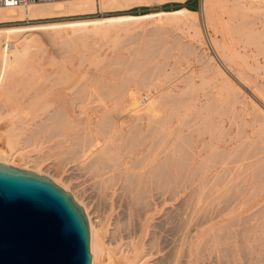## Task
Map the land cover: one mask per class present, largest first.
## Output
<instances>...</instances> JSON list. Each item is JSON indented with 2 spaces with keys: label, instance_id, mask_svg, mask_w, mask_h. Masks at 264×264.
Instances as JSON below:
<instances>
[{
  "label": "rangeland",
  "instance_id": "1",
  "mask_svg": "<svg viewBox=\"0 0 264 264\" xmlns=\"http://www.w3.org/2000/svg\"><path fill=\"white\" fill-rule=\"evenodd\" d=\"M104 1L105 0H86L79 5H71L72 3L70 4V2H72V0H66L64 4L68 8H66L67 12L57 16H44L34 18L14 17L0 21V29H3L40 26L53 23L96 20L108 17L137 16V18H135L137 21L132 22V24L130 23L111 27L112 23H104L98 28L92 29V31H85L80 33L81 35H73L70 31H68L67 33L68 37H66L65 34L52 37L51 35L44 36L42 35L41 31L32 32L30 34L32 37H38L39 41H41L40 38H43V42L41 41L43 45L38 41L35 46L38 49L42 46V52L38 51L37 48L32 51V57L35 61L33 65L38 67L39 69L43 68L46 71L51 72V70H54V68H50V65L54 64L51 67H55L57 70H55V76L53 74L50 75L51 78H49L50 76H48V79L45 80L44 83H41L42 76H40V80L38 78L40 87L42 88L41 90L43 92H47L49 89H52V91L48 92L49 94L46 98V101H59L57 93L62 89L65 90L72 88V91H76L77 89L84 87L86 90L84 89L83 91V93L85 94L81 93L80 96L76 95L77 98L75 97V95H68V97H71L76 101L79 100L80 103L76 102L77 105L74 104V110H76V114L74 113L75 116L72 120V125L70 124L69 128L65 129L63 134L60 133L61 136L60 134H55L54 136L51 130H46L43 134H40V137L33 138L32 142L29 141L30 143L27 142V144L22 143L21 148H23V150L21 149V152H25L23 154L30 157V160L38 162H40L42 159L45 160L42 163L44 164V167L49 166L51 167L52 171L56 170V172L59 170L61 172L58 173L60 178H68V176L72 177V175L74 177L76 176V180H71L69 186H71V188L73 187L74 190H77V188L79 187V190H77L78 192H81V187L85 188L86 193L88 194L86 196H91V198H93L92 200L94 201V206L92 205V212L94 211L93 215L97 216V219L99 217L105 219V225H107L106 228L108 227V231L111 232V230L115 227V224H117L118 222L122 227L131 225L133 215L132 219L130 218L131 220H129L127 216L120 214L122 213L121 208H117L112 211L109 210L105 201L106 198L103 199L105 195L103 193L106 191L103 186L107 187L110 185L112 190H109L107 192L114 193V200L120 199L123 200L122 202L124 205H131V194L127 192V184L124 181L126 175L121 171L122 166L128 167L130 171H133L134 168V171H138L139 169L142 170V168H145L146 164L150 161V159L148 158H152L153 156H149L148 158H146L148 154L146 153L145 149L141 147L142 145H139V147L141 148H138V144L135 145L136 142L132 140L128 141L129 139L127 140L123 135H121L123 139H120V134L118 133V131L114 130L111 127H108L113 118L119 119L122 116L123 118L121 117V119L129 120L131 118L129 116V111L124 109V107L122 106L124 103V98L121 96L120 92H116L115 94L107 98L103 94H101L100 91L96 90L93 84L95 86V83H97V85H101V78V80L104 81V85L108 83V85L106 86H109L111 88L121 87L122 89L126 90L128 86L132 88L136 87V82H139V80H143L144 84L138 85V90L136 89L138 94L140 92L142 99L146 97V94L148 97H150L152 95V92L155 90L161 93V95L164 93L162 96V101L165 100L166 102H162V106H164V108L161 106L160 112L162 114L164 113L163 115L167 117H171L173 115V117L175 118H173L170 126L168 125L172 130L167 128V131H171L172 133L175 131L176 132L173 133V135L170 132L171 134L169 135V138L171 136L173 137L170 138V142L168 143L170 146L168 145L167 147L168 153L169 151L172 152L168 154V157H171L172 159H169V176L168 181L165 185L166 187L164 186V188L161 189V192H163L164 194L163 199L167 200L162 205V207H160L162 209L159 208V211H157L153 215V218L156 217L155 219H153V222L160 221L159 227L156 231V235L153 236L155 243H159L158 249L160 248V250H162L164 241L177 239L178 242V238L181 236L182 232L178 233L176 232V230L182 228L185 219L190 215L191 211L208 209L209 211H212L214 216L213 225L215 227H217L218 225L219 227L223 228L222 233H229V238H231V240H233L234 238V241H238L241 246L237 251V254H234V257H230L227 255L223 259H220L219 262H215V260L209 262L210 260L206 257V260H204L205 262L202 260L201 264H264V159L260 160V162H257V159L259 160L260 157L264 156V0ZM46 4L56 5L57 3ZM179 4H188L191 10L187 8L177 9V5ZM89 5H91V9L89 8ZM82 7L85 10L88 9V11H84ZM31 8L32 7H29L27 9H25V7H12L11 9H14V14H18L19 16V14H21L22 12H26ZM0 11L5 14L11 12L8 11V9H0ZM47 36L49 37V39ZM77 36H79L80 38H77ZM22 38L23 37H20L18 41L22 40ZM78 48L81 49L79 50ZM43 52L45 54H41ZM40 55L43 58H41ZM97 58H102V63H100L101 60H98ZM97 64L99 65V68H97ZM158 64L160 66H158ZM103 65L105 67H103ZM78 66H80L81 68L78 69ZM66 69H68V71ZM58 74H60L59 77ZM83 74H85L86 76L84 77ZM75 75H77V77H75ZM60 76L62 78H60ZM66 77L68 78L69 82H67ZM87 78L88 80H86ZM60 79H62L63 81ZM81 79H85V81H87V86H84L86 84L85 81H83L79 83L77 87L76 84L79 80L81 81ZM239 82H241V84ZM62 84L65 85L63 86ZM50 85L51 87L49 88ZM57 85L60 86L57 87ZM38 86L39 85H37V87ZM73 87H76L75 90ZM15 90H12L11 93L13 92L15 94L16 92V95H14L13 93V95L11 93L7 94L4 92L5 95L4 93H1V99H3L5 102L9 100L14 101V99H20L23 97V95L25 96V94H27L23 92L24 89H22V87L21 90ZM88 91L91 93V95ZM101 95H103V97ZM12 96L13 98L14 96H19V98H8ZM166 96H168V98ZM172 99L174 100V102L178 100V105H174L171 107L170 104L173 102ZM3 100L1 101L4 103ZM167 100L170 101V103ZM144 102H146V100H144ZM102 103H104L103 106H100L102 105ZM4 104H7V102ZM86 104L88 105V107ZM164 104H166L167 106ZM179 104H181V107L179 106ZM95 105L98 109L95 107ZM114 105L116 106L115 108ZM43 106L44 102L39 103L37 111L38 108H41ZM99 106L101 108H99ZM204 107H207V110L210 114H208L207 110ZM89 108L91 111L89 110ZM104 108H107L108 110L110 108L112 109H110L109 112L106 109V112L104 111ZM101 109L102 111H104V113L101 111ZM178 111L180 112L178 113ZM84 112H87V116L84 115ZM92 112H94V114ZM3 114L0 115V140L2 139L3 135L2 128L5 127L4 123H8V118L10 119V117H7L5 113ZM33 114V111H28L29 118ZM98 114L103 117V120L102 117ZM81 115L83 116L81 117L82 119L80 118ZM109 115H111L112 117L110 116L109 118ZM178 116H180L181 118ZM84 117L86 121H91L89 123L91 125L89 126L91 129L87 126V124H84ZM186 118L188 119L186 120ZM74 120L76 121L74 122ZM183 120L186 122H184ZM104 122L106 123V126ZM131 125H134V120L132 118ZM82 126L85 128H83L84 130L82 129ZM175 126L178 127L174 129ZM186 127H188L189 129H187ZM71 128L73 130H70ZM74 129L76 130V132L75 134H72L74 133L73 131H75ZM77 129H79L80 131ZM123 130H125V128ZM90 132L92 133V135ZM115 132L117 133L115 134ZM46 133L49 135H47ZM99 133H102L101 136ZM42 135L44 139L42 138ZM69 136L75 137H73L71 140ZM54 137L57 141L53 140L55 139ZM78 137L82 141L78 139ZM36 138L39 139V142L42 140V142L40 143H45L43 145L44 147L42 146V144H39V142L37 141L38 139ZM58 139L61 141H59ZM92 139L95 142L99 141V144L96 145L97 148L98 146L99 148L104 145L107 146V144L110 146H107L109 149L107 152L108 155H104V163H106V167H101L99 165L98 167L93 166L91 161L87 160L83 162H79V160H77L79 163L77 161H70L74 159V157H71V154L70 156L68 154L69 151L71 152L73 150V146L76 147L74 148V151H77L76 149H81L83 147L84 149H87L88 146H90V141L91 144H95ZM173 139L177 141V143L182 144L181 151L172 148V144L175 142ZM213 139L216 140H214L213 142ZM44 140L45 142H43ZM103 140L104 142H102ZM79 141L81 142V144H79ZM87 141L89 142L87 143ZM54 142H57L58 144L56 145ZM62 142L63 147H61L62 144L61 146H58L59 143ZM205 142L207 144H205ZM112 143L116 145L117 148ZM211 143L213 144V146L215 144L214 149L218 151H215L213 149ZM35 144L38 146H35ZM46 144L47 146H45ZM39 145H41L42 148H34L39 147ZM117 145L119 146V150ZM124 145H128L127 149ZM2 146L0 143V149ZM20 146H15L14 148L17 149ZM96 146H94L93 148H95ZM135 146H137L136 151ZM206 146L208 149L206 148ZM210 146H212L211 148L213 150L210 148ZM112 147L113 149H111V151L110 148ZM200 147L203 149H201ZM2 148L6 149V147L4 146ZM38 149L39 152H35V150ZM125 149L126 151L128 150L127 153H129L131 150H133V153L131 151L129 154H126ZM155 149L156 147H154V150ZM59 150L61 152H59ZM50 151L53 152L51 153ZM199 151L201 152V155L199 154ZM215 152L218 158L216 157ZM124 153L126 154V156L124 155ZM140 153L141 155L145 156L144 159H142L144 161H141V158L143 157L140 155ZM193 153L194 156H192ZM38 154L41 155L39 156ZM54 154H56L55 156L57 157H55ZM48 155L50 157H48ZM59 155L61 157L64 156L65 159L63 160V158H60ZM139 157L141 158L139 159ZM115 158L117 159L115 160ZM120 158L121 161H118L120 160ZM135 158H138L139 160ZM199 158L202 161H200ZM221 158L223 159V161ZM66 161H69L70 163L68 164ZM109 161H111V163H109ZM133 161H135V163L137 164L136 166L134 165V168H131V166L133 167ZM141 162H144V164H141ZM175 163L176 165H174ZM181 163L183 164L181 165ZM116 164H118V166ZM72 167L74 171H72ZM114 168L115 170H113ZM100 171L102 173H100ZM95 172L97 174H95ZM107 172L110 176L106 174ZM111 172H114V174H111ZM170 174L172 175V177ZM100 176L103 177L99 178ZM96 177L100 179L99 182L97 181L99 179H97ZM119 177L120 180L118 179ZM94 178H96L97 180ZM227 180L228 183L226 182ZM118 181L121 182L118 183ZM75 182H78V184L80 183L81 185L75 186ZM123 187L124 189H122ZM115 190L116 192H114ZM153 193L155 195V190ZM127 194L130 196L128 197ZM130 207L131 211L133 212L134 209L132 208V206ZM215 212L216 215H214ZM222 217H224V219ZM149 237L150 236L148 235H142L141 244H139L140 248L144 246L146 240ZM184 241L188 242L189 238L185 239ZM156 251L157 245L154 248L153 255L148 258V262L146 264H173V260L171 257L163 254V251H161L160 253H156Z\"/></svg>",
  "mask_w": 264,
  "mask_h": 264
},
{
  "label": "bare ground",
  "instance_id": "2",
  "mask_svg": "<svg viewBox=\"0 0 264 264\" xmlns=\"http://www.w3.org/2000/svg\"><path fill=\"white\" fill-rule=\"evenodd\" d=\"M86 0H72V2H70L71 5H79L83 2H85ZM106 1V0H105ZM104 1V2H105ZM111 1V0H110ZM65 1L63 2H58L56 5H48L46 3H38V4H33L30 6L25 7V9L32 7L30 10L26 11V12H22L21 14H14V9L11 8H5L8 9V11H11L7 14L3 13L0 11V21L2 20H6L8 18H16V17H28V18H34V17H44V16H57L60 15L62 13L67 12L66 11V6L64 4ZM122 3V2H121ZM90 4V3H89ZM94 4V3H93ZM91 4V5H93ZM69 5V4H68ZM91 5H89V8L91 9ZM84 6V5H83ZM72 7V6H71ZM22 8V7H20ZM81 8V7H80ZM83 8V7H82ZM88 8V7H87ZM68 9V8H67ZM84 9V8H83ZM89 9V10H90ZM84 11H88V9H84ZM135 18H137V16H120V17H108V18H102V19H96V20H87V21H77V22H67V23H53V24H45V25H40V26H31V27H21V28H3L0 29V94L1 93H7L10 94L12 90L18 89L21 90L24 89L23 92L27 93L25 94V96L23 95L22 98L20 99H14L16 96L12 97H8V98H12L14 99V101H6L7 104L3 99H1L0 97V115H2L3 113H5L7 115V117H10V119L8 118L9 122L8 123H4L5 127L2 128L3 129V135H2V139L0 140L1 146L3 144L4 147H6V149L2 148L0 149V163L4 164V165H10L13 167H17L20 168L22 170H27V171H31L34 172L38 175H44L47 176L49 179H51L56 185L60 186L64 191L69 192L74 200L77 202L78 205H80L85 213V216L87 218L88 221V225H89V249H90V253H91V264H146L148 262V258L151 257V255H153L154 253V248L157 245V251L156 253H160L161 251H163V254H166L168 257H171L173 260V264H201L202 260H206V257L210 260L209 262H211L212 260H215V262H219L220 259H223L225 256H230V257H234V254H237V251L239 250L241 244L238 241H234L231 240V238H229V233H222V229L221 227H219L217 224V227H215L213 225V220H214V216L212 211H209L208 209L205 210H198V211H191L190 215L185 219L184 224L182 226L181 229H177L176 232L181 233V236L178 238V242L177 239L175 240H168V241H164L163 243V248L162 250H160V248L158 249V244L155 243L153 236L156 235V231L159 227V222H153V215L159 211L158 209L160 207H162V205L165 203V199H163V192H161V189L164 188V186L166 185L167 181H168V176H169V159H172L171 157H168V154L172 153L169 151L168 153V143L170 142V138H173L172 136L169 138V135L172 133L171 131H167V128H169L170 124L172 123L173 120V115L171 117H167L165 115H163L160 112L161 106H162V96L161 93H159L158 91H153L152 95L150 97L147 96L142 99V96L137 93V86L138 85H143L144 81L139 80V82H136V87H130L128 86L127 89H122L121 87H114L111 88L108 85V83L106 85L103 84V80H101L100 78V82L101 85H97L96 86L93 84V86L95 87L96 90L100 91L101 94H103L105 97L109 98L111 95L115 94L116 92H120L121 96L124 98V103H123V107L124 109L129 111V116L134 120V125H131V118L129 120H124L121 119V117L119 119H115L109 123L108 127L113 128L114 130L118 131V133L120 134V139L122 138L121 135H123L128 141L132 140L134 142H136L135 145L138 144V148L143 147L146 151V153L148 154L146 158H148L149 156H153L152 158H148L150 159V161L146 164L145 168H142V170L138 171H134V165L136 166L137 163H135V161L132 162L133 167L131 166V168H134L133 171H130V169L126 166H122V173L126 175V178L124 179V181L127 184V192H129L131 194V205H124L123 204V200H114V193L112 192H107L109 190H112V188L109 186H103L105 188V192L103 194L104 197L103 199H105L106 204L109 208V210H115V209H119L121 208L122 213L124 216H127V218L129 220L132 219V215H133V219H132V223L131 225H126V226H121V224H119V222L117 224H115V227L110 231H108V227L106 228L107 225H105V219L102 218H98L97 216L93 215L92 212V205L94 204V201L92 200L93 198H91V196H86L88 195L86 193L85 188L81 187L80 191L78 192L77 190H79L77 188V190L74 188L72 189L71 186H69V184L71 183V180H76V176L74 177L72 175V177L68 176V178H60L58 173H61L59 170L56 172V170L51 169V167L46 166L44 167V164H42L45 160H41L40 162L38 161H34V160H30L28 156L24 155L23 153L25 152H21V149L23 150L22 147V143H26L31 141L32 139L35 137H40V134H43L44 131L46 130H51L52 134L55 136V134H60L64 132L65 129L69 128V125L72 123V120L74 119V113L76 112V110H74V104L77 105L75 99L68 97L69 94H71V96L78 95L80 96L81 93H83L84 91V87L77 89L76 91H72L73 89H62L57 93V96L59 98V101L57 102H51V101H46V98L48 97V92L52 91V89L48 90L47 92H43L40 87V83L38 81V78L40 80V76H42V80L41 83L45 80L48 79V76L50 75H54L56 74L55 67H51L53 66L52 64L50 65V68H54V70L52 69L51 72L46 71L45 69H39L38 67L34 66L33 63L34 58L32 57V51L34 49H36L37 47L36 44L38 43V37H32L30 34L32 32H42V35H51L52 36H59L61 34H65L66 37H68L67 33L68 31H70L73 35L75 34H80L82 32L85 31H92V29L98 28L99 26L103 25L104 23H112L111 27L113 26H121V25H125V24H132V22L137 21ZM130 28V26H129ZM161 29V28H160ZM129 30V29H128ZM159 31V30H158ZM163 31V30H162ZM129 32V31H128ZM95 33V32H94ZM162 33V32H161ZM81 35V34H80ZM114 35V34H113ZM151 35V34H150ZM47 36V37H48ZM139 36V35H138ZM152 36V35H151ZM20 37H23L22 40H19ZM41 37V36H40ZM46 37V38H47ZM70 37V36H69ZM74 37V36H73ZM76 37V36H75ZM79 36H77L78 38ZM55 38V37H54ZM57 38V37H56ZM63 38V37H61ZM72 38V37H71ZM80 38V37H79ZM165 38V37H164ZM14 39V40H12ZM41 41L43 40V38H40ZM49 39V37H48ZM54 40V39H53ZM72 40V39H71ZM85 40V39H84ZM92 40V39H91ZM94 40V39H93ZM102 40V38H101ZM41 41H39L41 43ZM52 41V40H51ZM107 41V40H106ZM43 42V41H42ZM71 43V42H70ZM42 44V43H41ZM40 45V44H38ZM43 45V44H42ZM97 45V44H96ZM108 45V44H107ZM141 45V44H140ZM139 45V46H140ZM134 46V45H133ZM143 46V45H142ZM35 47V48H34ZM42 47V46H41ZM41 47H39L38 51H41L43 49H41ZM41 49V50H40ZM60 49V48H59ZM79 50L81 48H78ZM115 49V48H114ZM75 50V49H74ZM116 50V49H115ZM138 50V49H137ZM93 51V50H92ZM35 52V51H34ZM46 53V51H45ZM44 52L41 54H45ZM39 54V52H38ZM94 54V53H93ZM92 54V55H93ZM35 56V55H34ZM41 56V55H40ZM37 57V56H36ZM33 58V59H32ZM38 58V57H37ZM41 58H43L41 56ZM124 58V57H123ZM94 59V57H93ZM98 59V58H97ZM100 59V58H99ZM98 59V60H99ZM155 59V58H154ZM38 60V59H36ZM42 60V59H41ZM100 63H102V58L100 59ZM134 60V59H133ZM92 61V60H91ZM116 61V60H115ZM122 61V59H121ZM38 62V61H37ZM40 62V61H39ZM60 62V61H59ZM93 62V61H92ZM117 62V61H116ZM126 62V59H125ZM49 63V62H48ZM51 63V62H50ZM116 64V63H115ZM130 64V63H129ZM91 65V64H90ZM93 65V64H92ZM98 65V64H97ZM67 66V65H66ZM158 66H160L158 64ZM157 66V67H158ZM76 67V66H75ZM103 67H105L103 65ZM78 69H80L81 67L78 66ZM97 68H99V65L97 66ZM173 68V67H172ZM115 69V68H114ZM175 69V68H174ZM68 71V69H66ZM116 70V69H115ZM57 71V70H56ZM99 71V70H98ZM55 72V73H54ZM61 72V71H60ZM66 72V71H65ZM74 72V71H73ZM62 73V72H61ZM68 73V72H67ZM72 73V72H71ZM106 73V72H105ZM110 73V72H109ZM116 73V72H115ZM161 73V72H160ZM233 73V72H232ZM70 74V73H69ZM75 74V73H74ZM118 74V73H117ZM159 74V73H158ZM60 74H58L59 77ZM68 75V74H67ZM72 75V74H71ZM84 77L86 76L85 74H83ZM137 75V74H136ZM160 75V74H159ZM53 76V77H54ZM63 76V75H62ZM65 76V75H64ZM57 77V75H56ZM69 77V76H68ZM75 77H77V75H75ZM120 77V76H119ZM118 77V78H119ZM138 77V76H137ZM214 77V76H213ZM51 78V76L49 77ZM60 78H62L60 76ZM64 78V77H63ZM67 78V77H66ZM81 78V77H80ZM90 78V77H89ZM212 78V77H211ZM56 79V78H55ZM54 79V81H55ZM73 79V78H72ZM104 79V78H102ZM158 79V78H157ZM218 79V78H217ZM236 79V77H235ZM240 79V78H239ZM62 80V79H60ZM88 80V78L86 79ZM95 80V79H94ZM93 80V81H94ZM106 80V79H105ZM49 81V80H48ZM63 81V80H62ZM71 81V80H70ZM80 81V80H79ZM76 84L78 87V84L85 81V79H81V81ZM135 81V80H133ZM236 81V80H235ZM53 82V81H52ZM66 82V81H65ZM64 82V83H65ZM67 82H69L68 78H67ZM66 82V83H67ZM87 81H85L86 84ZM95 82V81H94ZM93 82V83H94ZM108 82V81H107ZM176 82V81H175ZM59 83V82H58ZM62 83V82H61ZM91 83V82H90ZM106 83V82H105ZM110 83V82H109ZM126 83V82H125ZM241 84V82H239ZM48 84V82H47ZM51 84V83H49ZM112 84V83H111ZM110 84V85H111ZM116 84V82H115ZM134 84V83H132ZM36 85V86H34ZM37 85H39L37 87ZM63 85V84H62ZM65 85V84H64ZM63 85V86H64ZM75 85V86H76ZM114 85V84H113ZM124 85V83H123ZM131 85V84H128ZM247 85V84H246ZM60 85H57V87H59ZM84 86H87L84 85ZM118 86V85H117ZM51 87V85L49 86V88ZM53 87V86H52ZM55 87V88H57ZM81 87V86H79ZM145 87V86H144ZM20 88V89H19ZM74 88V87H73ZM76 88V87H75ZM74 88V90H75ZM125 88V87H124ZM149 88V87H148ZM146 88V89H148ZM235 88V87H234ZM54 89V88H53ZM122 89V90H121ZM137 89V90H136ZM160 89V88H159ZM31 90V91H30ZM86 90V89H85ZM90 90V88H89ZM16 91V90H15ZM29 93H28V92ZM97 91V92H98ZM238 91V90H237ZM251 91V90H250ZM22 92V91H21ZM89 92V91H88ZM214 92V91H213ZM252 92V91H251ZM4 93V95H5ZM13 93V92H12ZM11 93V94H12ZM90 93V92H89ZM206 93V92H205ZM14 94V93H13ZM12 94V95H13ZM18 94V93H17ZM21 94V93H20ZM23 94V93H22ZM85 94V93H83ZM87 94V93H86ZM95 94V92H94ZM3 95V94H2ZM16 95V92L15 94ZM91 95V93H90ZM103 95H101L103 97ZM117 95V94H116ZM11 96V95H10ZM20 96V95H19ZM16 97V98H19ZM87 96V95H86ZM204 96V95H203ZM4 97V96H3ZM21 97V96H20ZM89 97V95H88ZM168 98V96H166ZM77 98V97H76ZM82 98V97H81ZM94 98V97H93ZM92 99V98H91ZM95 99V98H94ZM118 99V98H117ZM116 99V100H117ZM122 99V98H121ZM177 99V98H176ZM221 99V98H220ZM3 100L4 103L1 101ZM7 100V97H6ZM85 100V98H84ZM99 100V99H98ZM108 100V99H107ZM115 100V99H114ZM113 100V102H114ZM119 100V99H118ZM144 100H146V102H144ZM173 100V99H172ZM179 100V98H178ZM175 101L173 100V102L170 104V106H174V105H178L179 101ZM181 100V99H180ZM101 101V100H100ZM106 101V100H105ZM120 101V100H119ZM168 101V100H167ZM254 101V100H253ZM44 102V106L41 108H38L37 111V107L38 104ZM87 102V101H86ZM89 102V100H88ZM166 102V101H165ZM164 102V103H165ZM170 103V101H168ZM227 102V101H226ZM80 103V102H79ZM78 103V104H79ZM122 103V102H121ZM168 103V104H169ZM214 103V102H213ZM212 103V105H213ZM245 103V102H244ZM4 104V105H3ZM85 104V103H84ZM93 104V102H92ZM95 104V103H94ZM99 104V103H98ZM96 104V105H98ZM104 103H102L103 106ZM167 104V103H166ZM164 104V105H166ZM184 104V103H183ZM182 104V105H183ZM87 105V104H86ZM95 105V107H96ZM121 105V104H120ZM181 104H179L180 106ZM83 106V105H82ZM94 106V105H93ZM92 106V107H93ZM99 106V108H101ZM167 106V105H166ZM215 106V105H214ZM88 107V105H87ZM113 107V105H112ZM116 106L114 105V108ZM164 108V106H162ZM181 107V106H180ZM208 107V106H207ZM207 107H204L207 110ZM97 108V107H96ZM166 108V107H165ZM202 108V107H201ZM221 108V107H219ZM248 108V107H247ZM81 109V108H80ZM98 109V108H97ZM96 109V110H97ZM107 109V108H106ZM106 109L104 108V111H106ZM112 109V108H110ZM109 109V110H110ZM209 109V108H208ZM79 110V109H78ZM86 110V109H85ZM90 110V108H89ZM88 110V111H89ZM108 110V109H107ZM108 110V112H109ZM121 110V107H120ZM166 110V109H165ZM168 110V109H167ZM173 110V109H172ZM28 111H33L34 114L32 116H30V118L28 117ZM87 111V110H86ZM91 111V110H90ZM102 111V109H101ZM104 111H102L104 113ZM177 111V110H176ZM256 111V110H255ZM101 112V113H102ZM107 112V111H106ZM180 111H178L179 113ZM208 114L209 111L207 110ZM80 113V112H79ZM85 113V112H84ZM87 113V112H86ZM84 114L87 116V114ZM94 114V112H92ZM100 113V114H101ZM114 113V112H113ZM244 113V112H243ZM76 114V113H75ZM90 114V113H89ZM97 114V113H96ZM115 114V113H114ZM4 115V114H3ZM92 115V114H91ZM99 115V114H98ZM106 115V113H105ZM128 115V112H127ZM182 115V114H181ZM78 116V115H77ZM94 116V115H93ZM101 116V115H99ZM111 115H109L110 118ZM119 116V115H118ZM128 116V117H129ZM209 116V115H208ZM83 117L82 115L80 116V118ZM89 117V115H88ZM102 117V116H101ZM108 117V116H106ZM112 117V116H111ZM177 117V116H176ZM180 117V116H178ZM183 117V116H182ZM96 118V117H95ZM123 118V117H122ZM181 118V117H180ZM209 118V117H208ZM82 119V118H81ZM85 119V117H84ZM97 119V118H96ZM175 119V118H174ZM178 119V118H177ZM188 118H186L187 120ZM229 119V118H228ZM103 120V117H102ZM263 120H264V114H263ZM76 120H74L75 122ZM78 121V119H77ZM95 121V120H94ZM99 121V120H96ZM181 121V120H180ZM184 121V120H183ZM208 121V119H207ZM86 122V123H85ZM84 124L89 127L91 126L88 120L86 121L85 119ZM178 122V121H177ZM186 122V121H184ZM79 123V122H78ZM76 123V124H78ZM82 123V122H81ZM95 123V122H94ZM93 123V124H94ZM179 123V122H178ZM224 123V122H223ZM7 124V125H6ZM74 124V125H76ZM80 124V123H79ZM83 124V123H82ZM98 124V123H97ZM105 126L106 123L104 122ZM175 124V123H174ZM246 124V123H245ZM72 125V124H71ZM73 125V126H74ZM101 125V124H100ZM169 125V126H168ZM185 125V124H184ZM206 125V124H205ZM264 125V123H263ZM168 126V127H167ZM179 126V124H178ZM177 126V127H178ZM186 126V125H185ZM78 127V125H77ZM76 127V128H77ZM96 127V126H95ZM175 126L174 129L177 128ZM182 127V126H181ZM207 127V126H206ZM84 127L82 126V129ZM90 128V127H89ZM99 128V127H98ZM102 128V127H101ZM125 128V130H123ZM187 129H189L188 127H186ZM81 129V128H80ZM85 129V128H84ZM83 129V130H84ZM91 129V128H90ZM107 129V128H106ZM110 129V128H109ZM170 129V128H169ZM173 129V130H174ZM208 129V128H206ZM70 130H73L72 128ZM69 130V131H70ZM75 130V129H74ZM79 130V129H77ZM82 130V131H83ZM105 130V129H104ZM113 130V131H114ZM172 130V129H170ZM179 130V128H178ZM182 130V129H181ZM199 130V129H198ZM68 131V132H69ZM80 131V130H79ZM91 131V130H90ZM112 131V130H111ZM183 131V130H182ZM181 131V132H182ZM75 134L76 130L73 131ZM101 132V131H100ZM171 132V133H170ZM176 132V131H175ZM173 132V133H175ZM179 132V131H178ZM48 133V132H47ZM46 133V134H47ZM50 133V132H49ZM67 133V131H66ZM81 133V132H80ZM86 133V132H85ZM84 133V134H85ZM89 133V132H88ZM87 133V135H88ZM91 133V132H90ZM96 133V132H95ZM106 133V132H105ZM117 132H115L116 134ZM172 133V135H173ZM196 133V132H195ZM202 133V132H200ZM45 134V135H46ZM77 134V133H76ZM82 134V133H81ZM94 134V133H93ZM100 136L102 133H99ZM183 134V133H182ZM185 134V133H184ZM211 134V133H210ZM49 135V134H47ZM68 135V133H67ZM92 135V133H91ZM97 135V134H96ZM95 135V136H96ZM61 136V134H60ZM108 136V135H107ZM176 136V135H175ZM70 137V136H69ZM75 137V136H73ZM73 137H70L71 140ZM77 137V136H76ZM84 137V135H83ZM82 137V138H83ZM90 137V136H89ZM213 137V134H212ZM211 137V138H212ZM250 137V136H249ZM43 138V135H42ZM53 138V137H52ZM55 138V137H54ZM58 138V137H57ZM63 138V137H62ZM81 138V136H80ZM78 137V139H80ZM203 138V137H202ZM210 138V139H211ZM215 138V137H214ZM38 139V138H36ZM41 139V138H40ZM44 139V138H43ZM51 139V138H50ZM60 139V138H59ZM58 139V140H59ZM64 139V138H63ZM96 139V138H95ZM110 139V138H109ZM113 139V138H112ZM123 139V138H122ZM46 140V139H45ZM45 140L43 142H45ZM54 141L56 140L53 139ZM67 140V138H66ZM81 140V139H80ZM89 140V139H88ZM91 140V139H90ZM93 140V139H92ZM174 140V139H173ZM216 139H213V142ZM35 141V139H34ZM39 142V139L37 140ZM51 141V140H50ZM57 141V140H56ZM61 141V140H59ZM69 141V140H68ZM78 141V140H77ZM82 141V140H81ZM94 141V140H93ZM97 141V140H96ZM113 141V140H112ZM110 141V142H112ZM115 141V140H114ZM118 141H119V137H118ZM131 141V142H132ZM175 141V140H174ZM201 141V139H200ZM42 142V140L40 141ZM39 144H42L40 143ZM64 142V141H63ZM63 142L59 143L58 146H62L63 147ZM67 142V141H66ZM76 142V141H75ZM74 142V143H75ZM80 142V141H79ZM89 141H87L88 143ZM104 142V140L102 141ZM133 142V143H134ZM208 142V141H207ZM212 142V143H213ZM30 143V142H29ZM55 143V142H54ZM65 143V142H64ZM77 143V142H76ZM95 144H91V141L89 142L90 146H88L87 149L81 148V149H76L77 151H74V147L73 146V150L70 152L69 151V156L71 154V157H74L73 160H70L72 162H75L77 160H79V162H83L85 160L87 161H91V163L93 164V166H101V167H106V163L105 162V154H107L108 152V147L109 146L107 143V146L104 145L102 147L97 148L96 145L99 144L98 142H95ZM109 143V142H108ZM115 143V142H114ZM120 143V142H118ZM117 143V144H118ZM127 143V142H126ZM211 143V144H212ZM248 143V142H247ZM25 144V145H26ZM45 144V143H44ZM42 144V146L44 145ZM50 144V143H49ZM52 144V142H51ZM56 145L58 144L57 142L55 143ZM72 144V143H71ZM81 144V142L79 143ZM113 144V143H112ZM171 144V143H170ZM192 144V143H191ZM205 144H207L205 142ZM21 145V146H20ZM54 145V146H56ZM93 145V146H92ZM103 145V144H102ZM114 145V144H113ZM112 145V146H113ZM119 145V144H118ZM117 145V146H118ZM139 145H142L141 147H139ZM181 145L180 143H177V141H175L172 144V148L175 150H180L181 151ZM184 145V144H183ZM204 145V144H203ZM15 146H20L19 148L15 149ZM29 146V145H28ZM35 146H38L35 144ZM41 145H39V147H34V148H42ZM47 146V144L45 145ZM53 146V147H54ZM94 146H96L95 148H93ZM116 147V145H114ZM125 146V145H124ZM122 146V147H124ZM127 146H125V148L127 149ZM131 146V145H130ZM170 146V145H169ZM213 146V144H212ZM210 146V148L212 147ZM215 146V144H214ZM213 146V149L215 148ZM44 147V146H43ZM82 147V146H81ZM110 147V146H109ZM121 147V149H122ZM137 146H135V151ZM154 147H156V149L154 150ZM247 147V146H246ZM52 148V147H51ZM57 148V147H56ZM70 148V147H68ZM117 148V147H116ZM132 148V147H130ZM134 148V147H133ZM201 148V147H200ZM207 148V146H206ZM54 149V148H53ZM63 149V148H62ZM61 149V151H62ZM113 149L110 148V150ZM125 149V153L129 154L131 151L133 153V150H131L129 153H127ZM203 149V148H201ZM208 149V148H207ZM212 149V148H211ZM212 149V150H213ZM68 150V149H67ZM71 150V149H69ZM118 150H119V146H118ZM124 150V149H123ZM183 150V149H182ZM215 150V149H214ZM59 150V152H61ZM112 151V150H111ZM115 151V150H113ZM184 151V150H183ZM191 151V150H190ZM197 151V150H196ZM203 151V150H201ZM218 151V150H215ZM34 152V150H33ZM35 152H39L38 150H35ZM48 152V151H47ZM45 152V153H47ZM51 152V151H50ZM53 152V151H52ZM51 152V153H52ZM66 152V150H65ZM118 152V151H117ZM122 152V151H121ZM138 152V151H137ZM176 152V151H175ZM185 152V151H184ZM64 153V150H63ZM112 153V152H111ZM114 153V152H113ZM116 153V152H115ZM124 153V155L126 156V154ZM135 153V152H134ZM142 153V152H141ZM140 153V155H141ZM145 153V152H144ZM181 153V152H180ZM188 153V152H187ZM197 153V152H196ZM219 153V152H218ZM221 153V152H220ZM49 154V152H48ZM66 154V153H65ZM75 154V155H74ZM121 154V153H119ZM123 154V153H122ZM176 154V153H173ZM199 154L201 155V152L199 151ZM198 154V155H199ZM207 154V153H206ZM216 154V152H215ZM39 155V154H38ZM41 155V154H40ZM39 155V156H40ZM47 155V154H46ZM50 155V154H49ZM48 155V157H50ZM53 155V154H51ZM56 154H54L55 156ZM58 155V153H57ZM108 155V154H107ZM181 155V154H180ZM187 155V154H186ZM185 155V156H186ZM191 155V154H190ZM197 155V156H198ZM223 155V153H222ZM38 156V157H39ZM60 156V155H59ZM123 156V155H122ZM124 156V157H125ZM136 156V155H135ZM143 158L139 157V159L141 158V161H144L142 159H144V155H141ZM194 156V153L193 155ZM213 156V155H212ZM42 157V156H41ZM46 157V156H45ZM57 157V156H55ZM110 157V156H109ZM174 157V155H173ZM188 157V156H187ZM186 157V158H187ZM217 157V154H216ZM221 157V156H220ZM44 158V157H43ZM60 158H63V160L65 159L64 156ZM59 158V160H60ZM114 158V157H113ZM176 158V157H175ZM190 158V156H189ZM194 158V157H193ZM197 158V157H196ZM218 158V157H217ZM225 158V156H224ZM69 159V157H68ZM107 159V157H106ZM117 158H115L116 160ZM138 159V158H135ZM138 159V160H139ZM192 159V158H191ZM222 159V158H221ZM264 159V156L260 157L259 160L257 159V162H260V160ZM123 160V158H122ZM178 160V159H177ZM200 160V158H199ZM204 160V159H203ZM206 160V159H205ZM217 160V159H216ZM121 161V158L120 160ZM131 161V159H130ZM202 161V160H200ZM213 161V160H211ZM223 161V159H222ZM63 162V161H62ZM67 162V161H66ZM78 162V161H77ZM78 162V163H79ZM139 162V161H138ZM172 162V161H171ZM185 162V160H184ZM68 164L70 163L69 161L67 162ZM66 163V166H67ZM88 163V162H86ZM109 163H111V161H109ZM122 163V162H121ZM204 163V162H203ZM224 163V162H223ZM228 163V160H227ZM58 164V162H57ZM90 164V163H89ZM108 164V163H107ZM141 164H144V162ZM179 164V162H178ZM183 163H181L182 165ZM218 164V163H217ZM79 165V164H78ZM86 165V164H85ZM118 166V164H116ZM123 165V164H122ZM173 165V164H172ZM176 165V163L174 164ZM229 165V164H228ZM71 166H75V165H71ZM80 166V165H79ZM88 166V165H87ZM121 166V165H120ZM142 166V165H141ZM204 166V164H203ZM227 166V165H226ZM65 167V165H64ZM81 167V166H80ZM140 167V166H139ZM176 167V166H175ZM178 167V166H177ZM250 167V165H249ZM78 168V167H76ZM86 168V167H85ZM93 168V167H91ZM118 168V167H117ZM141 168V167H140ZM173 168V166H172ZM208 168V167H207ZM215 168V167H214ZM72 171H74L73 167L71 168ZM101 169V168H100ZM107 169V168H106ZM137 169V168H136ZM176 169V168H175ZM216 169V168H215ZM105 170V169H104ZM109 170V169H108ZM111 170V169H110ZM115 170V168L113 169ZM132 170V169H131ZM202 170V169H201ZM214 170V169H213ZM64 171V170H63ZM83 171V170H82ZM88 171V170H86ZM119 171V170H118ZM178 171V170H177ZM222 171V170H221ZM57 174H56V173ZM93 172V171H91ZM97 172V171H96ZM95 172V174H97ZM105 172V171H104ZM109 172V171H108ZM108 172L106 174H108ZM115 172V171H114ZM114 172H111V174ZM228 172V171H227ZM231 172H232V168H231ZM63 173V172H62ZM89 173V172H88ZM100 173H102L100 171ZM209 173V172H208ZM246 173V172H245ZM91 174V173H90ZM94 174V173H93ZM104 174V175H106ZM120 174V173H119ZM118 174V176H119ZM122 174V175H123ZM175 174V173H174ZM179 174V173H178ZM222 174V173H221ZM230 174V173H229ZM62 175V174H61ZM92 175V174H91ZM109 175V174H108ZM107 175V176H108ZM171 175V174H170ZM177 175V174H176ZM63 176V175H62ZM93 176V175H92ZM96 176V175H95ZM110 176V175H109ZM117 176V174H116ZM184 176V175H183ZM183 176H182V180H183ZM212 176V175H211ZM217 176H218V171H217ZM230 176V175H229ZM228 176V177H229ZM233 176V175H232ZM94 177V176H93ZM103 176H100L99 178H102ZM113 177V176H112ZM172 177V175H171ZM178 177V176H177ZM97 179H99L98 177H96ZM94 178V179H96ZM215 178V177H213ZM222 178V177H221ZM96 179V180H97ZM113 179V178H112ZM120 180V177L118 178ZM194 179V178H193ZM205 179V178H204ZM217 179V178H216ZM104 180V179H103ZM102 180V181H103ZM110 180V179H109ZM116 180V179H115ZM95 181V180H94ZM93 181V182H94ZM98 182L100 181L97 180ZM101 181V182H102ZM113 181V180H112ZM122 181V180H121ZM121 181H118L121 182ZM170 181V180H169ZM79 182V181H78ZM78 182H75V186H80L81 184ZM109 182V181H108ZM107 182V184H108ZM223 182V181H222ZM228 183V180L226 181ZM263 182V181H262ZM112 183V182H111ZM189 183V182H188ZM194 183V182H193ZM219 183V181H218ZM85 184V182H84ZM100 184V183H99ZM102 184V183H101ZM110 184V183H109ZM114 184V183H113ZM169 184V183H168ZM167 184V185H168ZM244 184V183H243ZM103 185V184H102ZM101 185V187H102ZM228 185V184H227ZM84 186V185H83ZM98 186V185H97ZM116 186V185H115ZM126 186V185H125ZM124 186V187H125ZM118 187V186H117ZM124 187L122 189H124ZM166 187V186H165ZM234 187V186H233ZM241 187V185H240ZM246 187V186H245ZM103 188V189H104ZM121 189V190H122ZM101 190V189H100ZM154 190H155V195H154ZM165 190V189H164ZM163 191V190H162ZM116 192V190L114 191ZM123 192V191H122ZM177 192V191H176ZM195 193V192H194ZM99 194V193H98ZM102 194V192H101ZM124 195V194H123ZM128 195V194H127ZM196 195V194H195ZM98 196V195H97ZM96 196V197H97ZM116 196V195H115ZM130 195H128L129 197ZM122 197V196H121ZM124 197V196H123ZM129 198V199H130ZM209 198V197H208ZM97 199V198H96ZM200 199V198H199ZM235 199V196H234ZM245 199V198H244ZM125 200V199H124ZM248 200V199H247ZM219 201V200H218ZM249 202V201H248ZM128 203V202H127ZM167 204V203H166ZM188 205V204H187ZM229 205V204H228ZM243 205V204H242ZM246 205V204H245ZM252 205V204H251ZM94 206V205H93ZM134 209V211H131V207ZM166 206V205H165ZM240 207V206H239ZM107 208V209H108ZM212 208V207H211ZM219 208V207H218ZM217 208V209H218ZM226 208V207H225ZM243 208V207H242ZM94 209V208H93ZM162 209V208H160ZM191 209V208H190ZM204 209V208H203ZM211 210V209H210ZM241 210V209H240ZM263 210V209H262ZM217 211V210H216ZM233 211V210H232ZM163 212V211H162ZM186 212V211H185ZM190 212V211H189ZM218 212V211H217ZM132 213V214H131ZM134 213V214H133ZM178 213V212H177ZM233 213V212H232ZM189 214V213H188ZM158 215V214H157ZM216 215V212L215 214ZM260 215V214H259ZM219 216H220V212H219ZM228 216V215H227ZM183 217V216H182ZM131 218V219H130ZM224 219V217H222ZM181 221V219H180ZM216 221V220H215ZM108 224V223H107ZM230 224V223H229ZM182 225V224H181ZM110 226V225H109ZM229 226V225H227ZM112 227V226H111ZM180 228V226H179ZM256 228V227H255ZM227 229V228H226ZM168 231V230H167ZM237 231V230H236ZM162 233V232H161ZM236 233V232H235ZM145 236H150L145 244L143 241L144 246L143 247H139V244H141V238L142 235ZM177 235V234H175ZM245 235V234H244ZM152 236V237H151ZM169 236V235H168ZM187 236V237H186ZM160 237V236H159ZM171 237V236H170ZM186 237V238H184ZM236 237V236H235ZM245 237V236H244ZM249 237V236H248ZM147 238V237H146ZM189 238V241L186 242L184 241L185 239ZM145 239V238H144ZM156 239V238H155ZM237 239V238H236ZM251 239V238H250ZM247 241V240H246ZM123 247V248H122ZM242 249V248H241ZM215 254V255H213ZM154 257V256H153ZM150 260V259H149ZM201 261V262H200ZM205 262V261H204ZM221 264V263H220Z\"/></svg>",
  "mask_w": 264,
  "mask_h": 264
},
{
  "label": "water",
  "instance_id": "3",
  "mask_svg": "<svg viewBox=\"0 0 264 264\" xmlns=\"http://www.w3.org/2000/svg\"><path fill=\"white\" fill-rule=\"evenodd\" d=\"M89 225L44 175L0 163V264H91Z\"/></svg>",
  "mask_w": 264,
  "mask_h": 264
},
{
  "label": "built area",
  "instance_id": "4",
  "mask_svg": "<svg viewBox=\"0 0 264 264\" xmlns=\"http://www.w3.org/2000/svg\"><path fill=\"white\" fill-rule=\"evenodd\" d=\"M66 0H0V9L11 7H27L38 3H58Z\"/></svg>",
  "mask_w": 264,
  "mask_h": 264
},
{
  "label": "trees",
  "instance_id": "5",
  "mask_svg": "<svg viewBox=\"0 0 264 264\" xmlns=\"http://www.w3.org/2000/svg\"><path fill=\"white\" fill-rule=\"evenodd\" d=\"M180 8H187L189 10H191L190 6L188 4H179L177 5V9H180Z\"/></svg>",
  "mask_w": 264,
  "mask_h": 264
}]
</instances>
